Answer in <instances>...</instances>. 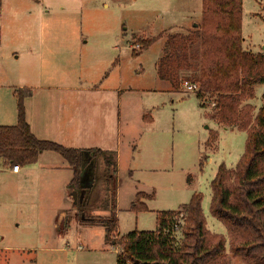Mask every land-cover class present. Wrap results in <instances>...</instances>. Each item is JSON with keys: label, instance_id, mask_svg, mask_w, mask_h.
Returning a JSON list of instances; mask_svg holds the SVG:
<instances>
[{"label": "rangeland", "instance_id": "1", "mask_svg": "<svg viewBox=\"0 0 264 264\" xmlns=\"http://www.w3.org/2000/svg\"><path fill=\"white\" fill-rule=\"evenodd\" d=\"M202 21L203 0H3L0 127L16 125L18 103L11 91L23 85H77L81 81L101 87L113 81L118 85L119 81L126 128L119 152L121 189L116 203L118 230L113 238L119 241L133 231H155L158 212H180L195 194H201L206 230L226 239L225 254L218 264H246L242 256L230 251L239 235L213 217L210 208L211 183L221 165L236 168L246 150L247 134L220 124L213 100L203 104L197 92L187 91L184 82L191 79L192 72L181 75L179 90L161 80L157 72L167 36L192 33ZM41 34L44 65L35 61L36 52L30 49L34 43L38 45ZM242 35L244 51L264 55V0H243ZM138 39L156 41L141 50L135 46ZM69 41H76L82 50L83 57L75 63L68 61L64 52ZM112 46L119 64L114 68L106 56V47ZM49 49L56 60L50 66ZM254 92V99L241 103V108L252 106L253 116L264 105V84L255 86ZM8 168V164L0 163V192L22 190L32 194L22 209L15 202L9 204L3 213L7 224L20 223L33 232L36 223L39 227L35 231L43 235L39 243L26 246L32 247L29 259L33 264L117 263L118 247L107 244L105 228L95 221L90 223L109 215L97 210L103 194L101 179L91 197L96 208L84 215L88 221L82 224L80 214L71 211L74 195L69 199L72 204L63 198V177L44 172L46 175H31L17 183ZM136 187L147 195L155 193L154 198L144 201L149 211H130ZM38 195L40 200L36 201ZM177 219L184 229L186 215L182 213ZM54 223L59 237L53 240ZM176 237L182 241L181 232Z\"/></svg>", "mask_w": 264, "mask_h": 264}, {"label": "trees", "instance_id": "2", "mask_svg": "<svg viewBox=\"0 0 264 264\" xmlns=\"http://www.w3.org/2000/svg\"><path fill=\"white\" fill-rule=\"evenodd\" d=\"M2 3L0 0V7ZM242 17L243 0H203L201 26H195V31L187 35L167 36L157 72L175 90L180 89L181 75L192 72L191 79L185 81L198 86L197 95L203 104L213 100L216 120L246 132V150L236 168L229 170L221 165L211 183L210 210L229 231L239 235L230 246L231 253L242 256L246 264H264V105L255 116L251 105L241 108L244 100L255 98L254 87L264 84V55L244 51ZM155 41L138 39L135 46L146 50ZM31 95L28 88L14 91L18 122L15 126L0 127V163L21 167L35 164L43 152L60 154L74 171L68 192L72 197L76 193L71 211L80 214L82 224L88 221L84 215L96 208L91 197L101 179L103 194L97 210L109 215L90 223L95 221L97 226L105 228L107 244L118 247L116 264H218L225 254L226 239L212 236L206 230L201 194H195L180 212H158L155 231H133L115 240L117 153L66 148L36 138L23 105ZM154 196V192L138 193L130 211H149L144 201ZM182 213L186 215V225L176 232L174 225L180 224L177 216ZM178 232L182 235L181 242L177 241Z\"/></svg>", "mask_w": 264, "mask_h": 264}, {"label": "crops", "instance_id": "3", "mask_svg": "<svg viewBox=\"0 0 264 264\" xmlns=\"http://www.w3.org/2000/svg\"><path fill=\"white\" fill-rule=\"evenodd\" d=\"M37 38L36 43L38 42V45L34 43L30 49L36 52L35 61L41 65L43 62L44 65L46 60H44L42 34ZM106 48H108L106 56L108 55L109 62L114 68L119 65L118 61H115V47ZM64 52L68 55L67 60L70 61L69 59H71L74 63L83 57L80 45L76 41H69ZM48 53L50 57L47 59L51 61L48 62V66L51 63L54 65L56 63V60L54 61V52L51 54L49 49ZM19 58L20 56L16 59ZM116 82L118 85L113 81V83L109 84L107 82V85L101 87L83 85L81 81L77 85L68 83L48 86L40 83L22 85L24 88L32 90V95L27 98L26 119L36 138L55 142L66 148L80 150L101 149L117 153L118 197L121 189L119 152L122 144H124V129L126 125L123 112L124 92L119 87V81ZM11 96L14 97L13 90L11 91ZM8 167L11 177L17 183L28 180L31 175H36L37 177L46 175L44 172L54 176L59 174L64 179L63 198L67 202L69 201L68 185L74 178V171L60 154L53 151L43 152L35 164L21 165L18 173L12 171L13 165L8 164ZM138 193L141 192L136 187L131 194V198L133 197L131 204ZM31 194L29 191L22 190L0 192V264L34 263V260L29 259L31 253H33L32 247L29 249L26 246L29 243L37 244L43 240V235L35 231L39 226L33 223V232H28L20 223L9 221L7 224V216L3 214L9 204L11 205L13 202L22 209L26 206L27 198ZM39 198L40 196L38 195L36 201L40 200ZM69 202L72 204L71 200ZM55 225L56 223H54L55 230L51 237L53 240L59 237ZM25 253L27 254L25 255Z\"/></svg>", "mask_w": 264, "mask_h": 264}, {"label": "built area", "instance_id": "4", "mask_svg": "<svg viewBox=\"0 0 264 264\" xmlns=\"http://www.w3.org/2000/svg\"><path fill=\"white\" fill-rule=\"evenodd\" d=\"M184 86L186 87L187 91L190 92H197L198 91V86L196 84H191L190 82L185 81ZM12 171L14 173H18L20 171V166L19 165H14L12 167ZM180 229V224L174 225V231H179Z\"/></svg>", "mask_w": 264, "mask_h": 264}, {"label": "water", "instance_id": "5", "mask_svg": "<svg viewBox=\"0 0 264 264\" xmlns=\"http://www.w3.org/2000/svg\"><path fill=\"white\" fill-rule=\"evenodd\" d=\"M74 198H75V200H76V193L74 194Z\"/></svg>", "mask_w": 264, "mask_h": 264}]
</instances>
